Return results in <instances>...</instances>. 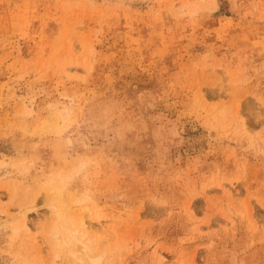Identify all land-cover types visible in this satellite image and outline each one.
<instances>
[{
	"label": "rangeland",
	"instance_id": "374dc122",
	"mask_svg": "<svg viewBox=\"0 0 264 264\" xmlns=\"http://www.w3.org/2000/svg\"><path fill=\"white\" fill-rule=\"evenodd\" d=\"M81 219L97 264H264V0H0V264Z\"/></svg>",
	"mask_w": 264,
	"mask_h": 264
},
{
	"label": "bare ground",
	"instance_id": "6f19581e",
	"mask_svg": "<svg viewBox=\"0 0 264 264\" xmlns=\"http://www.w3.org/2000/svg\"><path fill=\"white\" fill-rule=\"evenodd\" d=\"M70 226H71V228L67 229L66 244L70 247V250H69L70 252H68V253L70 255H72V257H73L72 259H74V260H71L72 262L69 261V263H73V261H75L74 263H77V264L79 263L77 261L78 258H77V255H76L77 249H79V250L83 251L86 254V256L90 259V261L92 260V261L95 262L94 264H97L100 261V256L92 255V253L90 252L91 245L89 243V240L84 237L85 232L87 231V229L89 227H91V225L90 224L87 225L86 222L81 219L80 222H78L76 225L70 224ZM78 260L81 261L82 259L79 258Z\"/></svg>",
	"mask_w": 264,
	"mask_h": 264
}]
</instances>
